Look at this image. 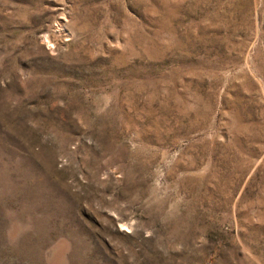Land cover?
<instances>
[{"label":"rangeland","instance_id":"374dc122","mask_svg":"<svg viewBox=\"0 0 264 264\" xmlns=\"http://www.w3.org/2000/svg\"><path fill=\"white\" fill-rule=\"evenodd\" d=\"M0 264H264V0H0Z\"/></svg>","mask_w":264,"mask_h":264}]
</instances>
